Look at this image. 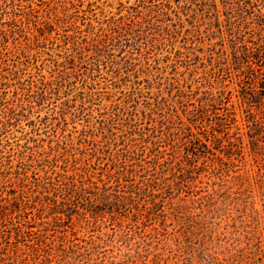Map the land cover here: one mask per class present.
I'll return each instance as SVG.
<instances>
[{"label": "rangeland", "instance_id": "374dc122", "mask_svg": "<svg viewBox=\"0 0 264 264\" xmlns=\"http://www.w3.org/2000/svg\"><path fill=\"white\" fill-rule=\"evenodd\" d=\"M259 55L264 0H0V264H264Z\"/></svg>", "mask_w": 264, "mask_h": 264}, {"label": "trees", "instance_id": "16d2710c", "mask_svg": "<svg viewBox=\"0 0 264 264\" xmlns=\"http://www.w3.org/2000/svg\"><path fill=\"white\" fill-rule=\"evenodd\" d=\"M255 60L256 61H253V62L256 63L257 67H254L253 65H251V62H248V73H249L248 77L251 78V80H253L256 83L258 80H261V81L264 80V55L257 56ZM250 87L252 89L246 88V93L247 95L249 94L250 96H252L253 95L252 93L253 84L252 83ZM247 99L250 100L249 97H247Z\"/></svg>", "mask_w": 264, "mask_h": 264}]
</instances>
